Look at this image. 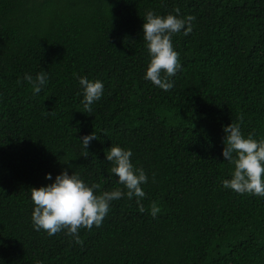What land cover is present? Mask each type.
<instances>
[{"label":"trees","instance_id":"1","mask_svg":"<svg viewBox=\"0 0 264 264\" xmlns=\"http://www.w3.org/2000/svg\"><path fill=\"white\" fill-rule=\"evenodd\" d=\"M177 8L195 20L173 35L182 67L163 90L144 78L142 24ZM42 69L34 93L23 76ZM79 76L104 82L91 112ZM231 122L264 138V0H0V264H264V196L221 182ZM111 144L132 150L146 195L113 200L79 239L34 229L30 188L46 173L123 187Z\"/></svg>","mask_w":264,"mask_h":264},{"label":"clouds","instance_id":"2","mask_svg":"<svg viewBox=\"0 0 264 264\" xmlns=\"http://www.w3.org/2000/svg\"><path fill=\"white\" fill-rule=\"evenodd\" d=\"M179 9L165 15L149 9L145 12L142 31L146 41L150 60L144 78L163 90L171 89L174 76L182 67L179 52L173 47L174 33L183 31L184 35L193 29V15L181 17ZM49 74L42 69L35 78L25 73L23 79L30 82L34 93H39L47 84ZM79 85L83 92L81 103L88 112L92 111L94 101L104 94V82L79 76ZM224 132L222 156L234 165L230 178L222 179V184L238 193H252L264 196V138L256 139L251 133L244 135L238 122L222 126ZM97 138L94 131L78 138L88 153L89 143ZM107 161L112 162L111 172L115 174L117 184L111 190H100L96 182H86L80 174L62 169L53 179L52 173H46L45 179L51 181L39 187L30 188L33 202L31 220L37 231L45 230L53 235L62 229L67 234L79 239L81 226L91 228L99 226L108 214L113 200L134 196L137 202L146 195L143 185L148 181V174L132 161V150L119 144H111L105 152ZM70 167V164H69ZM141 210L143 206L141 205ZM160 212L159 205L153 201L150 214L155 217ZM34 264H43L36 260Z\"/></svg>","mask_w":264,"mask_h":264}]
</instances>
